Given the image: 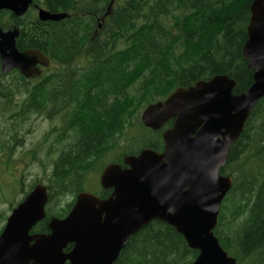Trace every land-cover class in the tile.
<instances>
[{
  "label": "trees",
  "instance_id": "obj_1",
  "mask_svg": "<svg viewBox=\"0 0 264 264\" xmlns=\"http://www.w3.org/2000/svg\"><path fill=\"white\" fill-rule=\"evenodd\" d=\"M37 2L68 17L51 26L38 19L23 23L29 14L16 20L19 50H39L54 66L35 80L0 71V153L5 155L0 166L9 167L29 120L60 117L62 124L44 136L47 145L40 148L50 161L44 177L34 178L27 190L20 187L22 198L9 204L12 211L44 182L46 217L31 233L47 234L49 219L65 218L86 191L89 174L100 176L108 164L123 165L126 156L143 149L163 151L162 132L172 120L159 131L145 128L140 115L147 106L217 75L236 81L235 95L249 89L253 71L242 49L253 0ZM13 18L1 12L0 27L7 28ZM50 135L54 139L48 143ZM220 174L232 179V188L222 201L214 236L236 264H264V97ZM197 256L174 228L156 220L129 239L115 264H192Z\"/></svg>",
  "mask_w": 264,
  "mask_h": 264
},
{
  "label": "water",
  "instance_id": "obj_2",
  "mask_svg": "<svg viewBox=\"0 0 264 264\" xmlns=\"http://www.w3.org/2000/svg\"><path fill=\"white\" fill-rule=\"evenodd\" d=\"M32 0H0V11L23 16ZM242 55L253 71V84L233 94L236 81L227 75L178 88L164 101L147 106L141 124L162 132L163 151L143 149L121 164H108L100 174L106 199L82 192L69 214L48 221L47 234H32L45 217L46 187L37 184L11 211L0 233V264H114L129 239L153 221H161L198 251L192 264H236L219 245L214 229L232 179L222 176L255 105L264 97V0H253ZM66 14L40 9L42 22ZM19 30L0 29V70H16L36 79L49 60L36 49L19 51ZM124 166V167H123ZM69 251H65L68 246Z\"/></svg>",
  "mask_w": 264,
  "mask_h": 264
},
{
  "label": "rangeland",
  "instance_id": "obj_3",
  "mask_svg": "<svg viewBox=\"0 0 264 264\" xmlns=\"http://www.w3.org/2000/svg\"><path fill=\"white\" fill-rule=\"evenodd\" d=\"M51 127L52 124L44 118L33 117L29 120L23 128V145L14 150L9 167L4 163L0 166V227L6 222L3 217H8L11 213L9 204L16 203L22 198L20 187L23 191L27 190L34 178L44 177V168L48 161L45 160V154L40 153V147L45 145L42 141ZM32 149L39 150L40 154L32 153ZM114 156L115 153L110 154L106 161L112 160ZM4 157L5 155L0 153L2 161H5ZM46 171L49 172V168ZM88 179L85 189L91 192L98 191L99 176L92 173ZM17 182H21L20 186Z\"/></svg>",
  "mask_w": 264,
  "mask_h": 264
},
{
  "label": "flooded vegetation",
  "instance_id": "obj_4",
  "mask_svg": "<svg viewBox=\"0 0 264 264\" xmlns=\"http://www.w3.org/2000/svg\"><path fill=\"white\" fill-rule=\"evenodd\" d=\"M34 2V0H32V4H31V6L29 7V9H28V11L23 15V16H21V17H16L13 13H11V12H9V11H7V10H1L0 11V13L1 12H3V11H5V12H7V15L9 16V17H14L13 19L14 20H12L11 22H10V25L7 27V28H3V27H0V29H2L4 32H6V31H9V30H13V29H18L19 30V36H20V31H21V26L19 25V23L18 22H16V20L17 19H21V18H24V16H26V15H28L29 14V16H27V18L26 19H24L23 20V23H25V20H28V22L30 23V25L31 24H34V22H35V19H38V12H39V10L40 9H42V10H45V11H47V12H49V13H51V14H63L62 12H58L57 10H55V9H51V8H48V7H46V6H44V5H42V3H39V2H37V4H34L33 3ZM11 15V16H10ZM68 16H66V18H67ZM66 18H64V19H66ZM39 20V19H38ZM40 21V20H39ZM61 21H63V20H60V21H58V22H53V21H47V22H42V21H40V22H42V23H48L49 24V26H51L52 24H59ZM19 36L17 37V39H16V48L19 50V48H18V39H19ZM22 46H23V48H26L27 46H28V44H26V43H22ZM26 50H30L29 48H26V49H24V50H19V51H26ZM54 65H52L51 63H50V61H49V66L48 67H46V68H43V67H39V68H41L42 69V74L43 73H45L46 72V70L48 69L49 71H52L53 70V67ZM1 71V70H0ZM13 71H16V70H13ZM12 72V71H11ZM10 72V73H11ZM17 72V71H16ZM10 73H8V74H10ZM7 74V75H8ZM42 74H41V76H42ZM4 76H6V75H4ZM37 79V78H36ZM28 80H33V79H28ZM35 80V79H34ZM59 116H61V115H59ZM40 118H42V117H40ZM45 120H48L51 124H52V127H51V129L52 128H54L55 126L56 127H60V125L62 124V122H61V119H60V117H56L55 119H46V118H44ZM51 129H50V131H51ZM54 139V135H50L49 136V138H48V143L49 142H51L52 140ZM43 143H44V141H42ZM45 145H42V150L43 149H45L46 148V145H47V143H44ZM23 145V144H22ZM17 148V147H16ZM15 148V149H16ZM41 148V147H40ZM14 149V150H15ZM32 151V153H34L35 151H39V150H31ZM56 156V154L54 155V157ZM46 160V159H45ZM48 161V160H47ZM48 162H50V161H48ZM89 176H90V174L87 176V180H89L88 178H89ZM100 177V176H99ZM86 180V181H87ZM19 181V180H18ZM21 183V182H20ZM39 184H42V185H44L45 187H46V184L44 183V182H42V183H39ZM85 185H86V183H85ZM98 188H97V190L98 191H96V192H91L90 190H86V191H84V192H87V193H90V194H92V195H94V196H96L98 199H106V198H108L109 196H110V194H111V192H110V194H109V196L108 197H103V198H99L98 197V195H95V193H99L101 190H104V189H102V187H101V185H100V182H99V180H98ZM46 190H47V187H46ZM111 191V190H110ZM46 207V206H45ZM38 225V224H37ZM36 225V226H37ZM36 234V233H35ZM37 234H39V233H37ZM115 264V263H114Z\"/></svg>",
  "mask_w": 264,
  "mask_h": 264
}]
</instances>
